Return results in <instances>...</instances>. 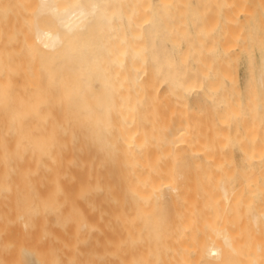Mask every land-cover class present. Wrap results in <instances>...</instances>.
<instances>
[{
    "label": "bare ground",
    "instance_id": "1",
    "mask_svg": "<svg viewBox=\"0 0 264 264\" xmlns=\"http://www.w3.org/2000/svg\"><path fill=\"white\" fill-rule=\"evenodd\" d=\"M215 1L0 0V264H264V138L222 152L264 56Z\"/></svg>",
    "mask_w": 264,
    "mask_h": 264
},
{
    "label": "rangeland",
    "instance_id": "2",
    "mask_svg": "<svg viewBox=\"0 0 264 264\" xmlns=\"http://www.w3.org/2000/svg\"><path fill=\"white\" fill-rule=\"evenodd\" d=\"M216 1H218V0H216ZM216 1L213 4L214 8L211 7L212 5L210 6V8H212L213 10L209 9V7H208L206 15L208 17L214 16V18H215V16H217V19H218L219 18L217 15L218 12H217V14L215 13L216 10L219 11L218 7L215 4ZM228 1H231V0H228ZM231 3L232 4L234 3L235 7L232 4H228L227 7L230 5L229 7H231V8L234 7L233 9L230 8L231 9L230 10L227 7H225V8H227V10H230L231 13L233 11H234L233 13H235V10L238 9L236 11V13L234 14V16H232V18H231V16L229 15L230 11L226 12V9L224 12L228 13V15H229V17L227 16L228 19L229 18H230V20L235 19L236 22L232 21L231 23H233V22L234 23L232 25L229 24L227 26L228 23L225 25L223 23H226V21L225 22L222 21L223 23L220 22L221 25L219 24L220 27L223 24V26L221 27L222 29L220 30L219 26H218V22H216V20H215V26H216V28L218 27V29H219L218 33L220 31H222V33L226 32L225 28L227 26V28H228V31L226 32L227 34L224 33L226 35L223 34V36H221L222 33L220 32L219 36H218L219 41L222 43L224 42L222 46H224V48H226L227 55H229V59L231 60V61L230 60H228V61L231 62L232 66L233 65L236 66L235 68L233 66L231 68V70H234V72H237L240 74V76H242V74L244 72V65H245L244 62H245V58H246V52H245L246 47L245 46H247L249 44L248 46H250L251 49H253V54L256 57V62L258 64L260 63L261 58L264 56V0H234V1L232 0ZM217 4H219V3H217ZM215 6L217 8H215ZM214 9H215V11H214ZM208 10H210V11H208ZM210 12L211 13L213 12L214 14L212 13L213 15H211ZM236 14H239V15H236ZM221 15L222 16L224 15L223 17L226 18L225 14L221 13ZM245 15H247V16H245ZM236 16H238V17L234 18ZM210 18L211 17H209V20H210ZM214 18H213V22H214ZM219 20H217V21H219ZM215 26H213V27H215ZM225 42H227V45ZM228 42L230 43L229 48H228ZM234 55L236 57H234ZM231 57H232V59H231ZM234 58H236L237 60H235ZM233 60L235 61V64H234ZM235 69H236V71H235ZM263 111H264V109H262L261 112H263ZM236 124H235L236 125L235 128L231 129V131H230L231 133L228 134L227 138H224L222 140V152H224V155L228 159H231L234 162L235 167L239 168L241 160L243 158V156H242L243 151H242L241 146L248 144L249 143V137L251 136V134L249 135L246 133V130L250 129L253 126H257V131H256V134L254 136L256 137V140H257L256 142L260 143L261 138H264V121H259L255 125V124L251 123L250 121H247L246 118H242V121H240ZM257 149H259V147H256V150ZM254 158H255L254 159L255 161L259 159V158H257V156H254Z\"/></svg>",
    "mask_w": 264,
    "mask_h": 264
}]
</instances>
